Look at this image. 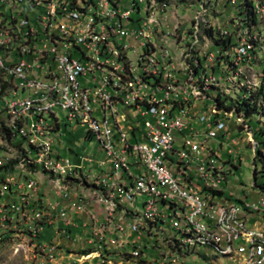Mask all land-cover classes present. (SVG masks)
Masks as SVG:
<instances>
[{
    "label": "built area",
    "instance_id": "built-area-1",
    "mask_svg": "<svg viewBox=\"0 0 264 264\" xmlns=\"http://www.w3.org/2000/svg\"><path fill=\"white\" fill-rule=\"evenodd\" d=\"M142 1L146 0H25L22 12H14L8 0L5 11L20 17L19 41L0 57L18 62L20 73H13L17 92L13 109H5L4 101L0 120L22 122L21 130H8L16 147L23 149L21 162L54 176L76 172L97 177L93 188H100L105 196L107 188H114V196L107 197L108 202L117 203V212L85 195L90 205L100 207L98 222H91L74 195L57 190L39 194L44 182L6 170L3 158L7 152L1 147V218L30 225L29 264L57 260L62 245L38 238L54 225L59 238L71 239L74 230L89 238L95 249L82 257L96 264H198V258L181 252V245L191 244V236H203L224 247L225 233L245 242V256L233 264L242 260L264 264V223L257 220L261 217L264 222V190L254 182L259 196L249 201L239 195L244 186L227 192L224 184L229 183H222V174L240 163L238 137L219 116L209 115V108H224V101L207 98L192 85L187 58L186 84L174 86L180 65L173 75L164 74V55L153 46V39H161L169 49L174 32L172 11L182 9L152 6V11H143ZM258 1L264 30V0ZM220 11H228L227 20H220L218 14L220 34L235 42L237 63L250 65V50L232 39V29L242 31L238 6L224 0ZM4 12H0V39L6 33ZM26 36H36V43H26ZM141 51H150V59H141ZM128 55H136L135 64H127ZM201 57L207 60V77L223 78L216 50L208 48ZM53 66L74 74L70 93H80L79 102H71L66 93L52 106L39 108L40 98L53 94L54 85L60 82L52 75ZM142 81H151V88H142ZM91 86H99V104H92ZM110 96H117V108L109 107ZM80 103H87V114H80ZM57 110L65 112L61 125H53ZM68 120H75L74 129L87 127V136L99 143L102 159L80 157L78 161L59 153L61 128L68 126ZM249 131L254 157L258 136ZM114 141L126 146V156H118ZM146 159H153L151 181L142 180ZM86 160L95 165L86 168ZM181 172H188L187 182L206 189V211H198L195 194L189 193L187 185L178 187ZM208 186H215V193H208ZM208 194L219 195V206L208 203ZM158 197H166V204H158ZM222 198H229L230 206H223ZM174 210H181V217H174ZM121 212H130V220L121 219ZM243 218L253 219L251 232H243ZM142 219H149V228H142ZM220 224H232V232H220ZM156 234H164L165 245L156 244Z\"/></svg>",
    "mask_w": 264,
    "mask_h": 264
},
{
    "label": "bare ground",
    "instance_id": "bare-ground-1",
    "mask_svg": "<svg viewBox=\"0 0 264 264\" xmlns=\"http://www.w3.org/2000/svg\"><path fill=\"white\" fill-rule=\"evenodd\" d=\"M199 3L200 8L196 11L198 14L193 15L189 25L185 21L178 20L175 14L172 15L174 32L168 50L167 45L161 39H153V46L158 49V54L164 55V74L173 75L176 67L180 65V73L174 79V86L184 85L189 73L188 62H190L193 75L192 85L202 89L207 98L224 101V108H209V115L219 116L227 125L230 122L228 116H236L240 119V124L251 127V130L255 132L258 129L254 130L252 125L250 126V120L254 117L258 119V115L262 113L261 100L264 99V95L259 92L261 80H251L244 67L246 63H237L236 54H234L235 42L223 38L219 32V24L213 21L218 16H212L209 11L212 0H199ZM7 4L8 0H0V12L5 11ZM11 5H13L14 12H22L25 0H11ZM152 6L163 7L167 4L163 0L142 1L143 11H152ZM236 6H238L239 23L242 24V31L232 29V39H238L240 44L250 50L249 63H252L257 57L264 55V37L260 35L259 30L254 32L261 4L258 0H240ZM3 22L6 33L0 39V53H7L8 49L14 48L19 41L20 17H14L12 11H5ZM26 43H36V36H26ZM212 46H217V49H215L216 60L221 62L223 78L207 77V60L206 57L201 56L206 49H212ZM185 58L188 62H185ZM141 59H150V51H141ZM135 62L136 55H128L127 64H135ZM13 73H20L19 63L11 62L7 57H0V102L5 101V109H13V104L17 99V92H14L16 77ZM52 75L60 82L54 85L53 94L40 98L39 108L52 106L53 103L58 102V97L70 93L72 89L71 81H74V74H64L62 66H53ZM142 88H151V81H142ZM90 94L92 104H99V86H91ZM243 99H249L251 102L256 101L257 111L251 114H246L243 110L238 111L239 102ZM70 100L71 102H79L80 93H70ZM231 104L233 105L230 106ZM109 107L117 108V96L109 97ZM227 109L232 111L230 112ZM80 114H87V103H80ZM64 119V110H57L53 118V125H61ZM68 123L75 125V120H68ZM21 129L22 122H16V118H2V121H0V143L3 145V142L10 140L13 156L18 158V165L21 170L29 179H36L31 176L32 172L34 169H40L30 163L21 162L23 149L16 147V142L11 140L8 131ZM259 146L263 152L262 154H264V144L257 143V147ZM114 148L118 156H126V146L121 141H114ZM9 157L5 156L3 158V155L0 156V158H3V164L7 163ZM41 171L48 176L54 190L62 191L63 195H71L74 183L79 181L81 185L94 189L96 200L102 206H107L108 211L117 212V203L108 202L107 197L114 196V188H107L105 196L100 188H93L97 186V177L76 175V172H62V176H54L47 170ZM153 173V159H146V168L143 170L142 180L151 181ZM231 174H233V168L231 171H225V174H222V183H229ZM187 180L188 172L178 174V187L187 185L189 193L195 194L198 211H206V189L200 188L194 182H187ZM208 193H215V186H208ZM76 199H80V210H88L89 202L85 197L81 196ZM208 203L211 206H219V195L208 194ZM158 204H166V197H158ZM222 205L230 206V199L222 198ZM90 215L94 222H98L97 216H93L91 213ZM174 217H181V210H174ZM121 219L130 220V212H121ZM142 228H149V219H142ZM242 230L243 232H251L249 218L242 219ZM220 232H232V224H220ZM261 232L264 233V227L261 228ZM156 244L165 245L164 234H156ZM181 252L189 253L192 256H201L208 261L206 264H233L237 257L245 256V242L237 241L232 233H225V245L219 247L214 240H203V236H191V244L181 245ZM239 264H250V260H242Z\"/></svg>",
    "mask_w": 264,
    "mask_h": 264
},
{
    "label": "rangeland",
    "instance_id": "rangeland-1",
    "mask_svg": "<svg viewBox=\"0 0 264 264\" xmlns=\"http://www.w3.org/2000/svg\"><path fill=\"white\" fill-rule=\"evenodd\" d=\"M167 6H176L177 8H183L182 3H185L186 7L183 10H180V14L186 15L188 17H192L197 9H199V0H163ZM240 0H231V5L237 4ZM221 2L224 0H212V4L210 3L209 11L212 13V16H218L220 14V20L228 19V11H220ZM235 2V3H233ZM230 8H226L229 10ZM219 10V11H218ZM176 10H173L174 13ZM215 11V12H214ZM222 14V15H221ZM217 24L218 18H215ZM260 21V22H259ZM257 26L254 27V32H260V35L264 37V30H262L263 26V16L262 11L260 10V14L257 17ZM259 26V27H258ZM259 28V29H258ZM257 29V30H256ZM212 49H217V46H212ZM263 56V57H262ZM245 70L247 75L251 80L257 79L261 80V87H263L264 83V55L257 57L254 62L250 65H245ZM247 68V69H246ZM259 75V76H258ZM264 90V88H263ZM263 102V103H262ZM2 105L3 103L0 102ZM261 110L262 113L258 115L257 118H252L250 120V126L252 125L253 129H264V99L261 100ZM262 115V116H261ZM230 122L228 123L230 133H233L234 137H238L240 147V163H238L237 167L233 168V174L230 175L229 184L224 186L226 187L227 192L233 189L235 192L237 187H245V190L238 191L239 195L249 201H256L259 196V188L253 187L254 182L262 183L264 182V175L261 176L259 174L254 175L255 166L253 164V154H254V146H253V138L249 130L251 127H245L239 123V118L236 116H228ZM1 121V120H0ZM63 123V122H62ZM262 123V124H261ZM75 125L68 123V126L64 125L61 130L63 131V136L58 144L59 153L62 156L70 157L73 160H78L80 157L85 158H93L95 160H99L103 158V153L99 148L98 141L92 137L87 136V127L81 126L78 130L74 129ZM237 127V129H234ZM251 132H253L251 130ZM258 136V134H257ZM259 141H261L260 136L258 137ZM264 140V139H263ZM261 145L264 142H260ZM1 147L6 150L5 156H10L7 163L3 164V167L9 172H23L18 165V158H15L12 152V144L11 141L3 142V145H0V156L3 155V151H1ZM224 153V152H223ZM225 155V154H224ZM95 165V163H90L87 160L84 162V166L86 168ZM261 164L258 162L257 170H261ZM24 173V172H23ZM25 175V173H24ZM38 177V175H36ZM255 177V178H254ZM257 177V178H256ZM52 184H49L45 181L42 184L43 190H53L51 187ZM247 194V196H245ZM3 200L0 198V202ZM259 220L258 224L264 223L262 222L263 218H257ZM253 220H250V224ZM30 225L25 224L22 220H7L3 221L0 213V264H29L32 256V230L29 228ZM55 225L50 226L49 229H45L39 235L40 241L46 242L48 240H52L54 242H59L62 245V249L60 253L57 255V260L53 264H96V260H91V258H83L82 254L87 251H91L95 249V247H91V243H88V239L84 235H77V231L74 230L73 237L69 240L64 238H59L54 233ZM198 258L196 261L198 264H206L208 261L205 260L201 256H195ZM192 264V263H188Z\"/></svg>",
    "mask_w": 264,
    "mask_h": 264
},
{
    "label": "crops",
    "instance_id": "crops-1",
    "mask_svg": "<svg viewBox=\"0 0 264 264\" xmlns=\"http://www.w3.org/2000/svg\"><path fill=\"white\" fill-rule=\"evenodd\" d=\"M184 4L185 3H182V5L184 6ZM176 7H177V5H176ZM185 7H186V5H185ZM185 7H183V8H177V9H184ZM173 14H175L176 15V17H177V19L178 20H180V21H185V22H187L188 23V25H189V23H190V21H191V19H192V17H188V16H186V15H182L181 14V17H180V10H176L174 13H172V15ZM76 130H78V129H76ZM62 136H63V134H62ZM61 139H62V137L60 138V141H61ZM60 141H59V143H60ZM58 143V144H59ZM58 144H57V149H58ZM59 151V150H58ZM36 175H38V177H36ZM32 177H34V178H36V179H38L40 182H45V181H47L49 184H52L51 183V181L49 180V178H48V176L46 175V174H44V172H42L41 170H38V169H34L33 170V172H32V175H31ZM51 187H52V189L54 190V187H53V185H51ZM46 194L47 193V191L46 190H43L42 189V186H41V191H39V194ZM71 195H74V198L76 199L77 197H81V196H83V197H85V195L86 196H92V199L96 202V204H98L99 206H102L97 200H96V198H95V191H94V189H91V188H88V187H85V186H83V185H81V183L79 182V181H76L75 183H74V189H73V191H72V194ZM87 200H88V202H89V197H85ZM99 206H97V205H95V206H92V205H90V203H89V208H88V210H82L83 212H84V214L87 216V218L88 219H90V221L91 222H94L93 221V219H92V217H91V215H90V213L93 215V216H97L98 217V211H100V207ZM76 216V215H75ZM250 220H253V219H250L249 218V222H250ZM251 225V224H250ZM262 227H264V224H261V228Z\"/></svg>",
    "mask_w": 264,
    "mask_h": 264
},
{
    "label": "trees",
    "instance_id": "trees-1",
    "mask_svg": "<svg viewBox=\"0 0 264 264\" xmlns=\"http://www.w3.org/2000/svg\"><path fill=\"white\" fill-rule=\"evenodd\" d=\"M262 86V85H261ZM260 94L262 93L264 95V90L263 88L261 87L260 90H259ZM248 102V103H247ZM254 104V105H253ZM233 104H231L230 106H232ZM252 110H251V108ZM253 106V107H252ZM257 102L256 101H249V99H243L241 102H239V106L237 107L238 108V111H241L243 110L244 112H246V114H251L253 112H256L257 111ZM249 108V109H248ZM245 109V110H244ZM247 110V111H246ZM251 110V111H250ZM257 131V134H258V137L260 136V138L262 139L261 141H259L258 139V143L260 142H264V129H260V130H256ZM255 131V132H256ZM263 152L261 151V148L260 146L257 147V154L253 157V164L255 166V169H254V175H261L263 176L264 175V154H262ZM258 162L261 164V170H257V167H258ZM255 178V177H254ZM257 178V177H256ZM256 185H258L259 187H261L263 190H264V182L262 183H258L256 182ZM88 252V251H87ZM86 252V253H87Z\"/></svg>",
    "mask_w": 264,
    "mask_h": 264
}]
</instances>
